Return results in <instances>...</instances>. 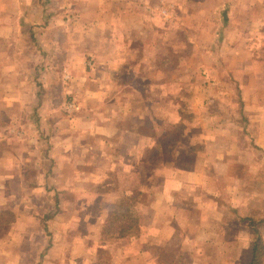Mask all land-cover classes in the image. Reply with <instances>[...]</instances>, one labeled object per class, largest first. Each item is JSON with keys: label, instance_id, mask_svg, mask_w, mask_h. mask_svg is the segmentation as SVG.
Returning <instances> with one entry per match:
<instances>
[{"label": "crops", "instance_id": "0c3cea01", "mask_svg": "<svg viewBox=\"0 0 264 264\" xmlns=\"http://www.w3.org/2000/svg\"><path fill=\"white\" fill-rule=\"evenodd\" d=\"M86 55L90 68L83 66ZM68 62L79 73L66 92L102 98L94 99L91 116L82 102L79 114L62 119L50 141L57 146L55 177L61 186L56 189L67 220L62 241L74 249L62 254L74 256L76 264H169L161 255L174 256L170 264H251L253 245H245L263 218L250 217L244 225L241 210L248 206V189L264 192V161L256 154L250 168L230 172L233 162L254 156L237 150V140L230 138L232 128L241 137L248 126L254 149L264 154V0H0V73L26 81L39 64L45 65L44 82L60 73L72 81L73 73L60 72ZM133 78L141 81L139 87L128 82ZM21 95L29 92L18 85L2 93L1 110H25ZM48 95L43 87L41 96ZM132 95L140 98L132 101ZM168 99L177 107L165 106ZM187 104L196 108L188 132L191 144L199 147L186 163L181 165L174 151L170 166L159 168L158 153L153 159L147 151L157 152L164 112L171 110L173 120L172 112ZM39 105L58 111L49 108L47 98ZM78 108L76 103L64 106ZM151 159L155 167L149 166ZM248 176L251 183L242 178ZM19 179L18 173L1 177L0 194H15ZM51 184L46 181L42 188ZM128 199L133 221L127 215L124 231H103L118 203ZM14 202L12 230L7 242H0V264H25L21 228L28 240L35 239L34 215L26 221ZM85 207L92 208L91 214L84 213ZM89 223L94 229L85 227ZM149 239L162 249H153L152 242L149 249ZM90 242L98 249L89 248ZM57 246L51 249L57 252ZM27 248L33 261L27 257L26 264H36V242ZM48 257L44 264L50 263Z\"/></svg>", "mask_w": 264, "mask_h": 264}, {"label": "rangeland", "instance_id": "374dc122", "mask_svg": "<svg viewBox=\"0 0 264 264\" xmlns=\"http://www.w3.org/2000/svg\"><path fill=\"white\" fill-rule=\"evenodd\" d=\"M187 59V57H184ZM184 58H180L181 60ZM90 56H85L83 60V66L84 68H90L91 63ZM183 63V62H181ZM31 65H28L29 68ZM60 72L63 71V74L66 73H73L72 81L63 79L60 75H58V79H51L49 82H44V80L41 77L42 73L44 72L45 65H39L37 64L35 67V71L31 73V77H28L26 81L19 79V76L16 77L14 73H3L1 71L0 73V95L2 93H7L10 91L11 87L19 86V88L23 92H29L28 96L21 95L20 99L23 105H26L25 110L20 111L19 108L15 106H11L10 111H4L1 110L2 106L0 105V182L1 177L5 179V175H13L15 173H18L20 176L18 185L19 190L15 194H10L9 197L6 195V193L0 194V198L3 201V208H0V242L4 243L7 242V234L12 230L11 222L13 218L15 217V212L13 210L12 203L14 202V206H18V210H20V216H23V218H27L28 214L34 215V223H35V239L28 240L27 239V230H23L21 228V238H20V250L23 252L22 256L24 259V262L26 264V261L28 260L27 257L30 259V263L33 261V255L29 254L27 256V253H31V248L28 250L27 246L31 247L34 242H36V251H35V261L36 264H44V259L48 257V251L49 249L53 248L55 244L58 246L56 247L57 252L55 250H50L51 257L47 259V263L49 264H76L75 258L69 256V255H63V251L68 252L71 250L72 252L74 249H71L68 247L69 243L63 242L62 239L66 235L67 228L63 227V223L67 222L65 220V217L61 214L65 211V209L61 208L60 201H61V194L58 192L59 190L56 189V187L61 186V178L55 177L57 176V171L59 170L56 167L57 164V154L56 151L57 146L54 147V144H51L50 141H53V136L55 135L56 130H58V123L62 121L64 118H74L76 114H79L81 111V105L88 106L89 108H84L87 112L85 113L90 114V116L94 113L92 112L91 104L93 105L94 99L102 98V97H94V96H82L78 98L74 94L70 92H66V88L68 91H71L72 88L75 87V76L78 75L77 69L75 70L74 63L68 62L67 65H61ZM169 66V65H168ZM167 65H165L166 68H169ZM187 65L181 66L183 69L186 70ZM64 67H66V72L64 73ZM26 68V65H25ZM64 68V69H63ZM54 69V68H52ZM13 74V77H10ZM22 76H28L22 75ZM64 77V76H63ZM105 84H107V81H104ZM128 82L131 83V86L136 88L140 86V80L133 78L130 79ZM186 83V82H185ZM184 83V84H185ZM46 85V86H45ZM25 86V88L23 87ZM43 87H45L46 90H48L49 95L46 97L41 96V91H43ZM197 94H199L197 92ZM197 95L196 100L202 99L198 98ZM16 98V97H14ZM49 101V108H57L58 111H46L44 109H39L41 106L39 105L41 103L42 99H46ZM140 96H131L132 101L135 99H139ZM181 98H185V95H182ZM1 99V97H0ZM104 100H107V96ZM173 101V102H172ZM38 102V103H37ZM83 102V103H82ZM18 103V102H17ZM67 103H76V105H79L80 108L77 110H66L64 109V106ZM88 103V104H87ZM171 103L173 105L175 104V101L173 99H168V101H165V106H170ZM27 107H30V109H27ZM177 107L174 105V108ZM192 106L190 104L182 105L181 106V112L174 111L173 113V120L171 117V110L164 112V118H163V125L161 128V135L159 137V145L157 152H153L150 149L147 151L148 156L155 159L157 156L153 153H158V166L159 168H168L170 166L171 157L174 155V151H179L178 156L181 158L180 164H184L187 162V160H190L194 153L196 152V149L199 147V145L191 144L192 139L190 138L188 128H191V120L189 118L190 113H194ZM105 117H108L107 111L103 114ZM94 116H97L95 113ZM134 116V114H133ZM132 116V118H133ZM47 120V121H46ZM133 120H135L133 118ZM171 121H174V124L171 126ZM177 122V123H175ZM189 123V124H188ZM195 125V124H194ZM188 126V127H187ZM243 134L240 137V130L237 129L236 131L232 128L231 129V140H237V150H243L244 154L246 152H252L254 153V156H249V159L246 161H236L233 162V165L230 166V172L233 173H240L243 170L241 168H244V171L247 168H250V164L253 161H256V154H262L264 155L260 150H255V146L253 145L252 139V131L251 129H248V126H245L242 130ZM196 136L198 134H195ZM229 136V135H228ZM227 140V139H226ZM254 149V151H253ZM200 150V149H199ZM249 155V154H248ZM259 158L260 160L264 161V156ZM56 157V158H55ZM151 159V165L150 167H155L153 165L156 161ZM157 160V159H156ZM196 161V158L193 157V161ZM19 161H21L19 163ZM252 161V162H251ZM150 162V161H149ZM59 164V163H58ZM240 175V174H239ZM238 175V178H241ZM232 178L235 179V174H232ZM159 177H155L154 185L157 184L159 181ZM215 178V177H214ZM244 180H247L248 183L252 182L253 176L248 177H242ZM254 178H259L258 176ZM137 180V177L135 178ZM133 180V181H135ZM219 183L223 182V177H218ZM48 181L49 184H51V187L48 188L46 186V190H44L43 184ZM234 182V181H233ZM150 184V182H148ZM244 183V182H243ZM35 186L36 190L32 192V189L30 188L28 190V187ZM230 186L228 183L226 184ZM85 187V185H84ZM38 188H41L40 190ZM86 188V187H85ZM231 190V189H230ZM68 194V192L65 190ZM91 192V191H90ZM85 193V192H84ZM131 195V194H130ZM130 199L133 197L130 196ZM13 198H16L13 201ZM67 198L70 199L69 195H67ZM227 198V197H225ZM125 200V199H124ZM244 200L245 205H248L241 210L243 212V219H244V225L248 224L249 219H253L255 221H258L262 218H264V192L260 193L257 191H253L251 189H248V191L244 194ZM223 201V200H221ZM130 200L123 201L121 200L118 204L119 207L116 209L113 213L114 215L111 216L110 222L103 224V231L105 230L108 234L111 231L118 230L119 232H122L125 230L124 227H128L127 223L125 222V218L127 215H131L133 221L135 209L132 207H129ZM254 203L255 207L259 208H251L249 205H252ZM29 204V206H28ZM126 205V206H125ZM127 207V209H126ZM67 211H71L70 207H67ZM126 209V210H125ZM104 210V209H103ZM75 209H72V212H74ZM94 211V209H93ZM97 209L95 210V212ZM69 213V217L72 215V217L75 216L74 213ZM92 208H84L85 214H91ZM94 212V213H95ZM61 219L59 220H53L55 217L60 216ZM125 217V218H124ZM251 217V218H250ZM15 220V219H14ZM27 221V219H26ZM55 223V224H51ZM69 223V222H68ZM67 223V224H68ZM239 224V222H238ZM67 226V225H66ZM256 227V225H253ZM86 228L94 229L93 226L89 223L85 225ZM133 228V225L132 227ZM15 229V228H14ZM251 229V228H250ZM17 230V229H15ZM32 230H30L31 232ZM249 231V230H248ZM252 231V232H251ZM250 237L248 240V245H245L246 248L252 247L254 243H256V233H253V230L251 229ZM258 233H259V242H260V251L261 255L259 257L260 264H264V223L258 224ZM18 242V241H17ZM152 242V248L154 249L156 247V250L160 251L162 248H159V245L156 244L155 241L152 239H149L147 244L148 248L150 249ZM65 244V245H63ZM155 247H154V246ZM74 246V245H73ZM97 244L90 242L89 248H96ZM64 247H67V249H64ZM69 249V250H68ZM174 256H163L161 255L162 262L165 263H172L174 260L169 261V259H173ZM247 258V256H245ZM176 258V257H175ZM187 258H182L180 261H183L184 263H187Z\"/></svg>", "mask_w": 264, "mask_h": 264}, {"label": "trees", "instance_id": "16d2710c", "mask_svg": "<svg viewBox=\"0 0 264 264\" xmlns=\"http://www.w3.org/2000/svg\"><path fill=\"white\" fill-rule=\"evenodd\" d=\"M261 222H264V218L262 219ZM260 222V223H261ZM253 229H254V232L256 233V243L253 244V256H252V260H251V264H258L259 263V257L261 255V251H260V238H259V233H258V225L257 227H254L253 226Z\"/></svg>", "mask_w": 264, "mask_h": 264}]
</instances>
